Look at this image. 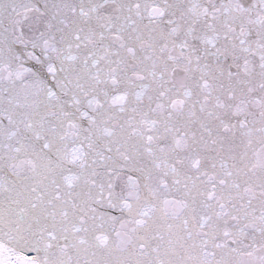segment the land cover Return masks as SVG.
Returning a JSON list of instances; mask_svg holds the SVG:
<instances>
[{
  "label": "snow or ice",
  "instance_id": "6c2138e0",
  "mask_svg": "<svg viewBox=\"0 0 264 264\" xmlns=\"http://www.w3.org/2000/svg\"><path fill=\"white\" fill-rule=\"evenodd\" d=\"M0 264H264V0H0Z\"/></svg>",
  "mask_w": 264,
  "mask_h": 264
}]
</instances>
